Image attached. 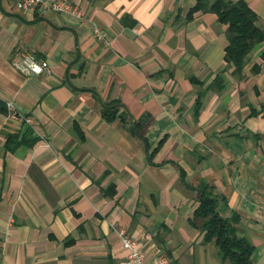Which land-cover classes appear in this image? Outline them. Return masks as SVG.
<instances>
[{"label": "crops", "instance_id": "1", "mask_svg": "<svg viewBox=\"0 0 264 264\" xmlns=\"http://www.w3.org/2000/svg\"><path fill=\"white\" fill-rule=\"evenodd\" d=\"M16 1L0 0V264H117L119 230L149 264H231L188 220L201 183L264 264V40L236 73L216 14L188 18L196 0H72L84 22ZM244 1L264 31V0ZM21 51L49 72L15 70ZM100 100L143 119V139ZM27 126L38 141L6 149Z\"/></svg>", "mask_w": 264, "mask_h": 264}, {"label": "trees", "instance_id": "2", "mask_svg": "<svg viewBox=\"0 0 264 264\" xmlns=\"http://www.w3.org/2000/svg\"><path fill=\"white\" fill-rule=\"evenodd\" d=\"M209 11L216 14L217 22L225 25V34L228 43L224 49V60L228 65L234 66V71L239 73L245 65L248 56L263 42L264 31L256 24L257 15L244 0L230 2L227 0H196L188 12V18L193 12ZM264 58V50L260 55ZM101 115L106 121L120 118L126 123L128 130L134 136L143 139L144 120H135L128 110L118 101L104 102L100 100ZM0 109L5 105L0 101ZM6 149L15 151L18 148H31L39 139L34 135L31 127L19 133L6 134ZM197 207L189 220H202L205 242L214 241L220 258L228 260L231 264H252L251 254L253 247L235 229L237 216L222 217L217 211L220 197L216 196L209 184L201 183L194 187Z\"/></svg>", "mask_w": 264, "mask_h": 264}, {"label": "built area", "instance_id": "3", "mask_svg": "<svg viewBox=\"0 0 264 264\" xmlns=\"http://www.w3.org/2000/svg\"><path fill=\"white\" fill-rule=\"evenodd\" d=\"M15 4L21 11H53L70 15L80 20V22L85 21L84 10L72 0H17ZM91 23L94 38L103 44H108L109 41L103 29L95 22ZM11 65L15 70L26 76L40 75L48 73L50 70L46 59L37 57L29 51H21L14 55L11 59ZM6 107L10 117L19 118L10 102L6 103ZM22 119L26 124H31L29 117H23ZM118 236L122 247L126 250V255L117 264H149L138 238L128 235L124 230H119ZM159 264H168L166 257H160Z\"/></svg>", "mask_w": 264, "mask_h": 264}]
</instances>
